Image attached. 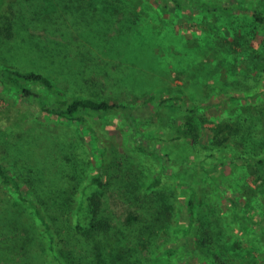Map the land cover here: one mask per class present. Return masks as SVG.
I'll return each instance as SVG.
<instances>
[{"label":"trees","instance_id":"1","mask_svg":"<svg viewBox=\"0 0 264 264\" xmlns=\"http://www.w3.org/2000/svg\"><path fill=\"white\" fill-rule=\"evenodd\" d=\"M159 2L166 12L191 5L199 13L215 15L227 23L240 11L252 12L249 32L244 24L232 22L230 57L222 64L226 76L235 78L221 104L247 100L241 111H232L231 116L226 114L207 127L200 112L202 105L179 94L159 98L152 93L145 104L154 102L153 117L161 123L167 117V121L149 136L143 131L145 120L134 112L138 106L125 96L99 92L90 78L83 73L75 76L72 71L67 75L78 77L76 83L83 88L90 85L87 92L83 88L70 92L53 75L78 62L77 67L96 62L103 45L98 37L103 30L99 18L105 21L106 16L124 12L127 0H0V83L35 102L42 112L89 133L100 156L92 173L83 141L48 130L35 134L34 128L24 125L0 128V264H142L133 259L129 243H123L130 237L126 229L140 224L139 229L146 231L151 223L162 231L175 215L168 198L159 197L157 191L150 196L147 191L164 185L169 176L167 166L151 179L149 188L144 186L156 157L165 158L170 166H182L176 177L183 181L180 192L187 197L183 235L189 239L196 228L197 248L211 256L214 264H232L229 252L244 251L242 242L230 239V233L222 238L217 221L205 212L200 214V202L205 200L203 184L195 180V174L198 169L202 173L226 165L249 166L256 185L250 189L259 195L251 198L247 191L241 195L252 206L264 201V90H257L251 81V75L256 83L264 78V49L254 44L256 51L251 54L245 43V38L257 37L258 26H264V0ZM99 6L103 8L100 11ZM70 13L73 27H80L78 43L69 31L57 30L59 18L65 23L62 16ZM95 21L99 22L97 35L89 33ZM136 21L125 14L124 23ZM125 44L117 41L113 45ZM100 61L96 68L109 66L106 59ZM253 99L261 100L252 104ZM111 123L118 134L106 128ZM151 141L163 144V156L150 146ZM109 188L123 203L136 208L125 227L114 224L107 212ZM231 201L236 217L262 226L251 214H241L236 199ZM176 253L167 250L162 255L173 258Z\"/></svg>","mask_w":264,"mask_h":264},{"label":"rangeland","instance_id":"2","mask_svg":"<svg viewBox=\"0 0 264 264\" xmlns=\"http://www.w3.org/2000/svg\"><path fill=\"white\" fill-rule=\"evenodd\" d=\"M127 1L128 5H123L124 12L115 16H106L105 21L104 17L103 19L99 18L103 30L99 31L98 37L103 45L95 57L97 58L96 62H91L90 66L77 67L78 62L74 66L76 69L68 67L64 68V71L62 67L63 72L59 68V71L53 74L57 76L59 84L70 92L78 91L83 87L82 84L76 83L78 77L75 76L83 73L84 77L90 78L95 83L99 92L105 90L108 93L117 92L120 97L125 96L129 102L138 106L134 112L140 119L145 120L143 131L149 136H152V131L154 134L162 126L161 124L167 121V117H164L162 123L159 118L153 117V113L156 111L154 102L145 104L152 93L158 94L159 98L179 94L202 105L200 112L206 120L205 126L207 127L214 126L215 122L221 120L224 115L231 116L232 111L237 113L245 107L248 103L247 100L237 102L238 104H221L222 99L232 89L229 83L235 78L226 76L222 64L225 59L230 57V41L232 42L234 38L232 22H237L239 25L244 24L245 32H249L248 22L252 21L251 11H240L237 17L227 23L215 15L199 13L191 5L182 10L173 8L166 12L161 8L159 0ZM184 1L185 4L188 2V0ZM101 9L103 8L99 6L98 10ZM125 14L129 16L130 21L137 19L135 24L124 23ZM62 17L66 19V22L62 23L59 18L57 21L59 29L57 30L69 31L73 41L78 43L81 39L78 33L80 27L78 29L73 27L74 16L70 13ZM92 23L89 33L97 35L96 29H98L99 22ZM87 27L88 23L83 28ZM37 30L43 31V28L37 27ZM117 41L126 42V44L124 47H115L113 44H116ZM245 43L248 53L252 52L251 54L256 51L254 44H256V48L260 44V48L264 49V26H258L257 37H252L249 40L245 38ZM256 53L258 54V52ZM102 58L107 60L106 64L109 66L105 69L96 68L95 64L101 62ZM37 66L42 69L43 65L37 63ZM70 71L75 76L72 74L68 76ZM252 76L251 81L256 85L255 88L264 90V78L261 77V80L256 83L255 77ZM88 84L90 85V83ZM88 86L83 88L84 91H89ZM261 99H264V95ZM261 99L249 101L256 104ZM160 115H163V111L160 112ZM15 125H24L27 126V129L34 128L35 134L41 132L44 134L48 130L51 133L67 135V137L70 135L73 140L80 143L83 141L88 151L87 166L90 172L93 173L97 168L100 158L99 148L89 133L42 112L35 102L29 101L20 93L8 89L0 83V128ZM106 128L111 133L116 134L117 132L115 124L113 126L111 123ZM118 139H120V135ZM145 142H147L146 138ZM149 144L157 150L158 154L160 153V156L164 155V147L161 142L151 141ZM155 160L156 164L153 162V168L147 173L146 183L143 179L144 186L149 188L151 179L157 177L162 169L169 168L167 169L169 176L164 185L157 189H147V191L150 196L159 194V197L168 198L171 202V210L175 213L174 218L166 223V227L161 229L162 231H158L156 225L151 223L148 224L149 227L146 231L139 229L140 224L129 226L126 231L130 237L123 239V243H129V247L133 250V259L137 263L141 260L142 264H214L211 256L203 251L200 252L197 248V229L193 230L189 239L181 231L186 224L187 197L180 192L184 189L182 188L183 181L180 183V178L176 177V174L183 170L182 166L175 164L171 167L165 158L156 157ZM199 170H196L195 180L203 184L201 193L205 200L200 202V214L205 212L208 218L217 221V225H220L221 228L219 232L222 238L230 233V239H236L245 246L242 252L240 250L229 252L233 258L231 263L264 264V229L262 230L264 201L262 200V205L254 204L252 206L249 204L250 201L244 200L241 195L246 191L251 195V198L259 195V192H253L255 190L250 189V187L256 188L252 175L254 174L253 170L249 166L231 167V165L223 166L217 170L210 168V171L202 173L197 172ZM211 171L213 172L211 173ZM156 191L157 193L154 194ZM107 195V212L113 216L114 224L125 227L129 215L135 212L136 208L119 200L116 197L117 193L113 192V188L108 189ZM232 199L237 200L241 214H251L256 220H260L262 226L258 227L241 217H236L233 213ZM167 250H176L177 253L173 258H165L162 254Z\"/></svg>","mask_w":264,"mask_h":264}]
</instances>
